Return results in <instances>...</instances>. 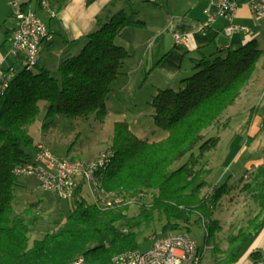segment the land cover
Returning a JSON list of instances; mask_svg holds the SVG:
<instances>
[{"label": "trees", "instance_id": "16d2710c", "mask_svg": "<svg viewBox=\"0 0 264 264\" xmlns=\"http://www.w3.org/2000/svg\"><path fill=\"white\" fill-rule=\"evenodd\" d=\"M137 14L121 10L86 35L81 51L65 55L56 75L44 67L34 74L37 65L24 66L20 72L10 68V85L0 96V264H73L79 257H84L86 264H122L116 258L139 250L140 228L150 225L155 216L162 219V226L154 235L190 233L192 223L203 219L207 231L201 246L212 245L213 264H236L247 254L253 264L261 258L262 251L254 248V243L264 229V165L245 185L261 211L246 226L228 234L225 249L216 244L222 225L214 218V207L233 186L216 184L209 194L201 195L211 172L205 156L220 141L219 136L205 138L203 131L226 126L221 117L236 103L264 56L257 39L238 49L225 48L195 59V72L181 80L180 89L157 91L151 105L156 125L166 131L163 138L140 137L126 119L114 123L108 147L114 157L100 172L102 182L106 189L130 197L150 194V206L141 205L134 215L128 214V206L103 210L87 199V189L81 183L62 224L31 242L38 220L33 210L36 203L16 211V191L25 182L13 173L15 165L32 160L38 149L29 127L37 121L43 105L45 119L57 114L73 118L95 114L105 120L112 85L132 56L116 39L131 28L146 26ZM185 155L186 161L172 168Z\"/></svg>", "mask_w": 264, "mask_h": 264}, {"label": "rangeland", "instance_id": "374dc122", "mask_svg": "<svg viewBox=\"0 0 264 264\" xmlns=\"http://www.w3.org/2000/svg\"><path fill=\"white\" fill-rule=\"evenodd\" d=\"M11 10H14L13 5ZM150 29V27L148 29L146 26L135 29L134 31H141L142 33L137 34L136 37L142 38L132 42L129 47L128 43H126L127 47H125L132 53V56L127 60L123 73L112 85L113 91L107 103L108 113L105 120L103 122L100 121L95 114H91L87 118H73L65 114H57L54 117L45 119L46 108L43 105L37 121L29 127L36 143L49 147L58 156L90 161L110 146L114 123L123 119H126L130 124V128L144 139L158 140L163 138L166 135V131L157 126L153 118L155 110L151 105V101L156 92H154L155 89L153 88L154 78L149 77L150 71L145 72L143 70L144 73L142 75L140 71L136 72L129 88L127 87L131 78L129 73H125L127 72L129 61H132L134 66L137 64L140 67L143 66L142 69L146 67L147 52H149L150 56L153 50V46H149L152 42L148 43V45L146 44V39L150 37L149 35L152 31ZM2 31L3 29L0 28V33ZM121 37L123 35L117 37V44H121ZM262 37L259 46L264 49V37L263 39ZM124 39L130 41L128 35L124 36L123 42ZM7 42H5V49H9V41ZM9 60H11L10 63L15 62V70L17 72L24 70L25 58L23 55L9 57ZM140 60L141 62L139 63ZM8 61L5 67H7ZM158 62L156 61L154 66ZM193 65L190 62L186 63V68L192 67V70H183L184 75L182 78H187L194 74ZM261 65L262 62L258 64V69ZM33 71L34 74L38 73L40 68L35 67ZM52 72L55 75L57 74L56 70ZM181 87L180 81L173 89L178 90ZM238 103V106L243 108L244 99L241 98ZM239 118H241V115L234 118L235 123L232 124L231 129L224 130L220 126L215 125L203 131L205 138L221 136L222 140L215 149L207 152L205 156V161L211 168V172L206 177V185L202 188L201 195L209 194L216 184L228 182L233 186L232 191L225 195L214 207V218H217L222 225V229L217 233L216 237V244L221 249L226 248L227 237L231 231L246 226L248 220L261 211L259 203L246 190L245 185L251 182L255 170L259 166L264 165V128L261 130L257 140L247 145L249 134L245 126H238L242 124L241 121L238 122ZM45 122L49 123L46 128L43 126ZM186 159L187 155L176 160L172 164V168H177ZM22 180L25 185L19 187L16 191V211L20 213L31 202L36 203L33 210L38 216V220L33 226L32 242L35 238L42 237L46 232L54 230L62 224L69 213L72 201L70 199H61L53 192L42 191L34 177H23ZM86 194L87 199L92 202L88 191ZM133 199L134 201L128 205L127 212L129 215H134L141 205L150 206L152 201L150 194L141 195L140 197L135 196ZM262 217L263 215L260 219ZM193 219H196V217L193 216ZM161 221V218L158 219L155 216L150 225H142L140 228L142 231L139 234V250L146 251L150 248L152 244L151 237L155 232H161ZM191 227L190 234L193 238L199 244H204L205 230L207 231V229L203 219L201 223L193 222ZM211 247L212 245H208L201 264L214 263ZM262 250L264 251V249Z\"/></svg>", "mask_w": 264, "mask_h": 264}, {"label": "crops", "instance_id": "0c3cea01", "mask_svg": "<svg viewBox=\"0 0 264 264\" xmlns=\"http://www.w3.org/2000/svg\"><path fill=\"white\" fill-rule=\"evenodd\" d=\"M233 1L238 4L234 23L247 25L250 32L240 30L228 35L225 27L230 21L224 16H218L204 27L210 13L218 11L220 0H50L51 7L55 10L54 15L42 8L39 0H0V28L3 29L0 33V47H2L0 56L5 60L4 67L9 57L23 55L26 61V52H20L17 55L9 53L12 32L18 24L14 10H11L14 2L23 9H33L48 24L50 38L45 39L41 44L37 67H44L51 71H57L65 55L77 54L81 51L86 35L98 29L119 11L134 10L138 12V18L146 21V27L152 30L150 37L146 39V44L152 42L149 46L152 45L153 50L150 56L147 52V64L144 69H142L143 66L140 67L139 64L134 66L132 61H129L125 73H129L131 81L127 88L131 86L136 72L140 71L142 75L143 70L145 72L149 70V77L154 78V92L157 93L159 89L173 88L178 85L183 79V70H192V67L186 68L188 62L195 65V59L209 56L225 48L238 49L252 39H257L260 43L261 37H264V16L259 17L251 10L250 0ZM135 29L137 28H131L122 34L121 45L127 47L126 43H128L129 47L132 42L142 38L136 37L137 34L142 33L134 31ZM176 33L188 35L189 40L182 45H177ZM126 35L130 37V41L124 39L123 42ZM7 41H9V49H5ZM10 61H8L9 66L5 68L15 69V62L10 63ZM156 61L159 62L154 66ZM260 62L262 65L258 69ZM241 98L244 99L243 108L238 106ZM238 115H241L238 122H242L238 126H245L247 129L249 134L247 145H249L257 140L264 128V56L257 63L251 80L242 89L236 103L224 112V118L221 117V122L227 123L221 128L231 129L232 124L235 123L234 118ZM219 137L220 143L222 138ZM254 248L262 251L257 264H264L262 250L264 249V229L255 241ZM236 264H253V260L247 254Z\"/></svg>", "mask_w": 264, "mask_h": 264}, {"label": "built area", "instance_id": "2783aa9c", "mask_svg": "<svg viewBox=\"0 0 264 264\" xmlns=\"http://www.w3.org/2000/svg\"><path fill=\"white\" fill-rule=\"evenodd\" d=\"M42 8L54 15L55 11H50V0H39ZM15 7L14 16L18 24L12 32L11 47L9 53L17 55L20 52H26L25 64L32 65L33 56L37 55V48L34 46V38H43L50 36L49 26L44 21L39 20L37 13L31 8H21L18 3H12ZM251 10L259 17L264 16V0H250ZM238 11V4L233 0H220L219 8L216 13H210L204 27L213 22L218 16H224L229 19V24L225 27V32L231 35L235 31L250 32L247 25L234 23V18ZM177 45L186 43L188 35L178 33L175 38ZM4 58L0 56V77H8L13 74L12 69L4 67ZM105 160L108 159V156ZM26 172H15V175L21 177H34L35 179H46V186H39L42 191L50 192V186H58V189H67L68 191L77 190L79 184L85 185L88 175H92L95 168L100 164L92 161L89 165H71L67 162V157L56 155L47 146L40 145V149L35 152L34 158L25 162ZM58 195V194H56ZM151 246L146 251L136 250L124 260L116 261L122 264H184V260H193V239H183L178 232H170L166 235H153L151 237ZM86 264L85 258H81L78 263Z\"/></svg>", "mask_w": 264, "mask_h": 264}, {"label": "bare ground", "instance_id": "6f19581e", "mask_svg": "<svg viewBox=\"0 0 264 264\" xmlns=\"http://www.w3.org/2000/svg\"><path fill=\"white\" fill-rule=\"evenodd\" d=\"M50 11H55L50 4ZM40 21H43L39 17ZM178 37V33L175 34V38ZM50 36L45 37V39H49ZM44 39V40H45ZM43 38H34V46H41L42 42L44 41ZM40 54V47L37 48V55ZM39 56H33L32 58V65L31 64H25L24 66H28L29 68H33L38 63ZM12 75H10V80L8 81V77H0V96L5 93V91L8 89L10 85ZM42 145V144H40ZM40 145L38 146V149H40ZM45 146V145H42ZM108 156V159L105 160V157ZM114 157V151L110 148H106L105 150L101 151L99 155L90 160L85 161L82 159H73L67 157V162L71 163V165H89L92 163V161H95L96 164H100L99 168H95L94 172H92V175H88V178H86L85 187L90 195V198L92 202L98 206L100 209H113V208H124L125 206H128L130 203L134 201V197L128 196L126 193H121L118 191H112L105 188L102 178L100 176V172L102 170L111 164ZM15 172H26V165L25 162L18 163L13 167V173ZM39 183V186H46V179H36ZM50 192H53L55 194H58L57 196L61 199H71L75 195V191H68L67 189H58V186H50ZM178 235H181L183 239H193V236L190 233L187 232H178ZM194 246L193 247V260H184V264H200L202 258L205 256L208 246L199 244L197 240L194 238ZM134 252L123 254L116 258V261L124 260L126 257L131 255ZM83 257H79L74 263H78V261L81 260Z\"/></svg>", "mask_w": 264, "mask_h": 264}]
</instances>
